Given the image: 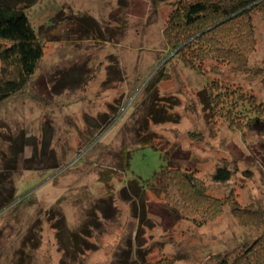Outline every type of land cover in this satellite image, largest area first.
<instances>
[{"label": "rangeland", "instance_id": "obj_1", "mask_svg": "<svg viewBox=\"0 0 264 264\" xmlns=\"http://www.w3.org/2000/svg\"><path fill=\"white\" fill-rule=\"evenodd\" d=\"M176 1L37 0L25 11L44 53L26 88L0 102V200L11 196L0 202V264H233L264 236V125L229 129L204 106L205 80L168 61ZM253 20L250 68L226 77L264 104L263 15ZM161 106L166 122L144 121ZM166 157L208 194L253 210L256 225L238 220L231 201L203 227L170 219ZM217 167L228 181L210 180Z\"/></svg>", "mask_w": 264, "mask_h": 264}, {"label": "trees", "instance_id": "obj_2", "mask_svg": "<svg viewBox=\"0 0 264 264\" xmlns=\"http://www.w3.org/2000/svg\"><path fill=\"white\" fill-rule=\"evenodd\" d=\"M36 1L0 0V102L26 88L43 57V41L25 14ZM256 13L263 15L264 19V0H177L166 21V39L174 52L168 61L174 58L182 61L205 80V108L211 115L223 119L231 130L264 125V104L256 101L252 94L232 88L226 77L227 72L242 74L250 68L251 57L258 46L253 20ZM154 76L155 73L146 85L148 91L155 94ZM153 107L146 113L144 121L166 122V107L161 106V110ZM153 147L158 149L156 144ZM127 149L124 146L117 156V166L122 170L128 168L130 155L124 153ZM160 176L167 181L166 204L163 205L170 219L179 218L195 227H203L217 220L231 201L229 197L222 199L208 194L206 182L196 172L171 166L167 157ZM230 177L226 167H217L210 180L224 183ZM99 181L106 191L110 189L108 174H102ZM131 188L134 186H128ZM231 204V211L238 220L246 225H256L251 222L252 216H248L253 210L238 208L236 201ZM252 219L256 221L255 217ZM250 244L240 255V262L233 264H264V236ZM172 263L166 259L156 264Z\"/></svg>", "mask_w": 264, "mask_h": 264}]
</instances>
